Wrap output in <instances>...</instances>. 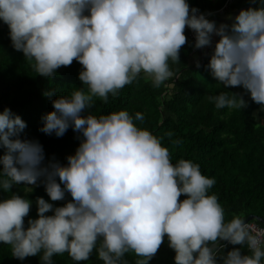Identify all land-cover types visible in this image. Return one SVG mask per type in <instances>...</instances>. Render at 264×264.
Masks as SVG:
<instances>
[{
  "label": "clouds",
  "instance_id": "9594fccd",
  "mask_svg": "<svg viewBox=\"0 0 264 264\" xmlns=\"http://www.w3.org/2000/svg\"><path fill=\"white\" fill-rule=\"evenodd\" d=\"M247 2L257 6L218 23L209 19L217 13L201 12L189 0H0L10 46L37 76L54 79L61 67L81 65V87L69 96L43 93L57 98L39 131L62 138L71 129L79 141L66 164L46 159L19 115L0 111V192L43 186L51 202L65 201L54 207L37 197V218L25 226L33 202L15 192L0 200V243L11 247L13 258L39 256L40 264H53L54 256L67 253L81 264L95 251L102 264H129L126 254L136 257L134 264H149L166 238L174 264H262L259 236L240 216L226 222L218 197L208 194L215 178L191 160L173 164L164 137L134 123L145 120L142 113L89 114L96 100L108 103L141 76L154 88L171 78L170 62L180 63L188 43L186 30L216 83L242 89L208 102L239 110L247 95L264 112V0ZM166 135L173 146L183 144L173 132ZM218 241L240 248L223 255ZM245 245L250 254L242 253Z\"/></svg>",
  "mask_w": 264,
  "mask_h": 264
},
{
  "label": "trees",
  "instance_id": "16d2710c",
  "mask_svg": "<svg viewBox=\"0 0 264 264\" xmlns=\"http://www.w3.org/2000/svg\"><path fill=\"white\" fill-rule=\"evenodd\" d=\"M189 3L201 12L217 11L226 5L223 13L215 15L223 19L249 4L247 0H233L231 3H227V0H189ZM256 6L253 4V7ZM185 35L188 43L180 51V63L170 62L174 75L159 88H154L150 80L141 76L133 84L121 89L117 97L109 95L108 103L96 100L89 114L99 117L126 110L134 117L136 112L142 113L145 120L134 123L158 138L164 137L162 146L169 149L173 164L179 159L191 160L199 164L202 175L215 178L216 183L208 194L218 197L226 222L234 216L242 219L255 216L264 220V124L256 118L262 112L247 95L244 96L247 102L244 109H216L213 103H209L206 99L208 96L226 91L242 92V89H225L217 84L206 70L208 58L203 51L200 54L198 50H193L191 44L194 40L190 38L188 30ZM10 44L8 28L0 21V111L7 107L19 115L27 124L26 137L42 144L46 159L55 157L66 164L65 157L74 154L78 147L76 134L69 129L62 138H56L41 133L39 128L42 127L41 117L53 111L51 99L67 97L81 87L78 80L81 65L74 61L69 67H61L54 79L39 77L30 63L24 60L23 54L14 51ZM194 54L200 60V68L196 67V62H191ZM49 89L55 90L57 97H45L43 93ZM169 131L174 133L172 139H180L183 144L173 146L166 135ZM11 192L33 202L30 214L25 218V226L28 219L37 218V197H43L54 207L65 203L51 202L43 186L31 192L20 185ZM11 192H0V200L8 198ZM184 198L180 197L181 200ZM66 200H70V197L66 196ZM250 222L263 226L259 221ZM221 244H225L223 255L234 247L240 248L239 245L233 246L226 242ZM241 251L250 254L246 245ZM174 256L165 238V243L149 264H174ZM52 259L53 264H76L67 253ZM125 259L129 264H134L136 257L126 254ZM0 264H40V258L36 256L24 261L16 260L12 257L11 247L0 243ZM81 264H102V261L94 251L90 259Z\"/></svg>",
  "mask_w": 264,
  "mask_h": 264
},
{
  "label": "built area",
  "instance_id": "2783aa9c",
  "mask_svg": "<svg viewBox=\"0 0 264 264\" xmlns=\"http://www.w3.org/2000/svg\"><path fill=\"white\" fill-rule=\"evenodd\" d=\"M233 0H227V3H231ZM226 3V4H227ZM225 9H226V5L223 7V8H221V9H219V10H217V11H212L213 13H217V14H221V13H223L224 11H225ZM216 14V15H217ZM215 16V15H214ZM213 17V16H212ZM211 17H209V19H210ZM188 32H189V36H190V38L191 39H193L194 40V36H193V33L190 31V30H188ZM196 51V50H195ZM196 53V52H195ZM247 224V223H246ZM248 225H249V231H250V234H252V235H254V236H259V238L261 239V241H262V243H264V226H262V227H260V226H258L257 224H255V223H252V222H249L248 223Z\"/></svg>",
  "mask_w": 264,
  "mask_h": 264
},
{
  "label": "water",
  "instance_id": "95a60500",
  "mask_svg": "<svg viewBox=\"0 0 264 264\" xmlns=\"http://www.w3.org/2000/svg\"><path fill=\"white\" fill-rule=\"evenodd\" d=\"M248 7H253V4H248V5H245V6H242V7H240L238 10H237V12H236V14H238V12H239V10H241V9H247ZM211 19H214V20H216L218 23L219 22H223V18H219V17H212ZM198 52L201 54L202 53V51L201 50H198ZM245 220V223H248V222H250V221H252V220H255V221H259L263 226H264V220L263 219H260V218H257V217H255V216H249L248 218H246V219H244ZM222 242H224V241H218V243H222Z\"/></svg>",
  "mask_w": 264,
  "mask_h": 264
},
{
  "label": "rangeland",
  "instance_id": "374dc122",
  "mask_svg": "<svg viewBox=\"0 0 264 264\" xmlns=\"http://www.w3.org/2000/svg\"><path fill=\"white\" fill-rule=\"evenodd\" d=\"M257 120L261 123L264 124V112H262V115H256Z\"/></svg>",
  "mask_w": 264,
  "mask_h": 264
},
{
  "label": "crops",
  "instance_id": "0c3cea01",
  "mask_svg": "<svg viewBox=\"0 0 264 264\" xmlns=\"http://www.w3.org/2000/svg\"><path fill=\"white\" fill-rule=\"evenodd\" d=\"M244 6H245V5H244ZM196 59H197V55H196V54H194V56L192 57V60H191V62L195 63V62H196Z\"/></svg>",
  "mask_w": 264,
  "mask_h": 264
}]
</instances>
